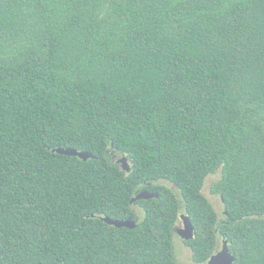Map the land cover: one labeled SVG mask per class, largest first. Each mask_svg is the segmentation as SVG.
I'll return each instance as SVG.
<instances>
[{"label": "trees", "instance_id": "trees-1", "mask_svg": "<svg viewBox=\"0 0 264 264\" xmlns=\"http://www.w3.org/2000/svg\"><path fill=\"white\" fill-rule=\"evenodd\" d=\"M180 215L264 264V0H0V264H178Z\"/></svg>", "mask_w": 264, "mask_h": 264}, {"label": "water", "instance_id": "water-1", "mask_svg": "<svg viewBox=\"0 0 264 264\" xmlns=\"http://www.w3.org/2000/svg\"><path fill=\"white\" fill-rule=\"evenodd\" d=\"M53 152L58 153L60 155L73 156L77 157L82 161H87L89 159H93L94 156L86 151H76L71 148L66 149H55ZM117 163L120 165L121 169L125 172L130 171V167L125 156H122L117 160ZM158 195L156 193H148L147 191L139 192L134 198L130 200V204L135 203L138 200H147L151 198H157ZM100 219L115 228H126V229H134L136 227L137 219L128 218L125 220H113L107 217H100ZM180 221L182 223V228H175V234L183 241H189L194 237V227L190 221V219L185 215H180ZM235 257L231 254L227 247V242L223 241L221 244V249L218 250L210 259L207 261V264H234Z\"/></svg>", "mask_w": 264, "mask_h": 264}, {"label": "rangeland", "instance_id": "rangeland-1", "mask_svg": "<svg viewBox=\"0 0 264 264\" xmlns=\"http://www.w3.org/2000/svg\"><path fill=\"white\" fill-rule=\"evenodd\" d=\"M219 177H220L219 172H217L214 175L208 176L204 182L202 193L208 199V201L212 204L213 209L217 212L219 218H221L222 213H223V204L218 195L211 193V187L214 182L218 181ZM167 185H169V187L171 186L170 184H167ZM171 188L175 190L174 187L171 186ZM135 211L139 215H141V212L139 211L138 208L135 207ZM176 227L182 228L181 221L177 223ZM221 244H222L221 241H219L218 250L221 249ZM173 247H174V253H175V257H176L178 264H197L193 262L192 257H191V251L189 250V248H187L184 245L183 240H181L176 234L173 237ZM204 264H207V263H204Z\"/></svg>", "mask_w": 264, "mask_h": 264}]
</instances>
